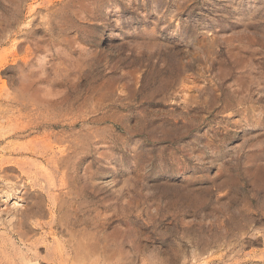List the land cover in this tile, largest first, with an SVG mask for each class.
Masks as SVG:
<instances>
[{
	"label": "rangeland",
	"instance_id": "374dc122",
	"mask_svg": "<svg viewBox=\"0 0 264 264\" xmlns=\"http://www.w3.org/2000/svg\"><path fill=\"white\" fill-rule=\"evenodd\" d=\"M211 83L260 123L216 107L184 126L175 104ZM142 140L146 202L183 185L198 206L139 203ZM0 264H264V0H0Z\"/></svg>",
	"mask_w": 264,
	"mask_h": 264
},
{
	"label": "bare ground",
	"instance_id": "6f19581e",
	"mask_svg": "<svg viewBox=\"0 0 264 264\" xmlns=\"http://www.w3.org/2000/svg\"><path fill=\"white\" fill-rule=\"evenodd\" d=\"M83 3V2H82ZM90 4V3H89ZM91 5V4H90ZM89 5V6H90ZM74 8V7H73ZM87 8V7H86ZM67 9V8H66ZM85 9V8H84ZM90 9V8H89ZM87 10V9H86ZM102 10V9H101ZM70 11V10H69ZM59 12V11H58ZM63 12V11H61ZM86 12V11H85ZM70 13V12H69ZM68 13V14H69ZM67 14V13H66ZM88 14V13H87ZM90 14V13H89ZM60 15V14H59ZM63 15V14H62ZM65 15V14H64ZM77 15V14H76ZM79 15V14H78ZM75 16V15H74ZM53 17V16H52ZM76 17V16H75ZM89 17V16H88ZM104 17V16H103ZM59 18V17H58ZM66 19V17H64ZM61 19V18H60ZM69 19V17H68ZM76 19V18H74ZM83 19V18H82ZM63 20V19H62ZM71 20V19H70ZM77 20V19H76ZM67 20H65L66 23ZM73 21V20H72ZM78 22V21H77ZM83 22V21H82ZM71 23V22H69ZM84 23V22H83ZM91 23V22H90ZM89 24V23H88ZM71 25V24H70ZM93 25V24H92ZM77 26V23H76ZM88 26V25H87ZM86 26V27H87ZM103 27V26H102ZM59 28V27H58ZM84 28V27H83ZM93 28V27H92ZM77 29V28H76ZM78 30V29H77ZM70 32V31H69ZM99 32V31H98ZM56 35V34H55ZM60 35V34H59ZM84 37V36H82ZM93 37V36H92ZM81 38V37H80ZM60 39V37H59ZM76 40V39H75ZM49 41V40H47ZM60 41H65V40H60ZM67 41V39H66ZM46 43V42H45ZM53 43V42H52ZM80 44V42H78ZM66 44V43H64ZM75 44V43H74ZM73 44V45H74ZM82 44V43H81ZM52 45V44H51ZM56 45V43H55ZM58 46V45H57ZM56 46V47H57ZM87 46V45H86ZM37 46H35L36 48ZM68 47V46H67ZM40 48V47H39ZM52 48V47H51ZM66 47H62L59 49V56H61L63 59H69L71 58V54L68 51V49H65ZM35 50V49H34ZM37 51V50H35ZM28 52V51H27ZM26 53V52H25ZM81 53V52H80ZM38 54V53H37ZM41 54V53H40ZM79 55V54H78ZM92 56V55H90ZM95 56V55H94ZM26 57V56H25ZM78 57V56H77ZM57 58V56H56ZM75 59V58H74ZM77 59V58H76ZM89 59V58H88ZM94 59V58H93ZM193 59V58H192ZM86 60V59H85ZM23 61V60H22ZM75 61V60H74ZM73 61V62H74ZM44 61L42 59H37L36 63L40 64L43 63ZM81 62V61H80ZM85 62V61H84ZM93 62V61H92ZM95 62V61H94ZM100 62V61H99ZM67 63V62H66ZM76 63V62H75ZM30 64V63H29ZM65 65V64H64ZM78 65V64H77ZM73 66V65H72ZM76 66V65H74ZM73 66V67H74ZM69 67V66H68ZM45 68V67H44ZM66 68V67H65ZM69 70V69H68ZM74 70V69H73ZM187 68L184 63L181 62L179 58L174 57L173 58V64L169 68V74L166 79H162L160 83L157 85H153L151 90H154L155 92H158L159 94L164 95L167 92H170L171 90H180L183 91V76L184 72H186ZM45 72V71H44ZM38 74V73H37ZM37 77V76H36ZM68 82V81H67ZM148 83V82H147ZM206 85V84H205ZM81 88V87H80ZM182 88V89H181ZM141 89H145V85H141ZM197 90H207L210 92V95L206 99H200V97H189L188 100H185L181 104H175V107H182L184 111L182 112V116L180 118L181 123H184V126H190V122L192 120L189 118V114L191 111H200V112H205V113H211L216 107L220 108L222 113L227 112L228 117L227 119L229 120L231 117L239 116L241 118V123L245 126L251 125V123H260L259 119V113H254L255 108L252 106V104H249L247 102H244L242 98H239V101L233 103H224L223 105L218 107L217 104V99L216 98V92L220 91L221 89L214 85V84H209L206 85L202 88L201 87H196ZM157 93V94H158ZM168 94V93H167ZM141 102H144L145 100L149 99L145 94H141ZM165 96V95H164ZM172 97V96H171ZM186 98V97H185ZM199 99V100H198ZM70 106V105H69ZM141 108L143 107L142 105L140 106ZM51 108V107H50ZM258 111V110H256ZM90 121V120H89ZM60 125V124H59ZM42 129V128H41ZM188 132L191 131L190 128H186ZM183 134V133H182ZM188 135V134H187ZM14 136V135H13ZM218 133L215 132L212 134L210 137H206V135L202 136V139L205 141L202 149H209L213 147L214 142L217 140ZM206 137V138H205ZM163 139V138H162ZM226 140H232V138H228L226 136L225 138L222 139L223 142H226ZM144 141L142 140L140 144V150H139V156L137 160V168H138V173H139V182H140V187L137 193L139 203L141 205L147 206L150 210L152 209L153 206L156 208L152 209L155 212H158L161 210L162 207H167L168 209L176 208L179 210L183 209H190V208H195L198 206L199 203H201L202 200L195 194L194 190L187 189L186 186L183 185H177L173 187L174 190V195L171 198H168V196H159L156 199H153L152 201L146 202V197L147 194L145 193V176H146V169H147V164H146V157H147V152L144 150ZM196 143V142H195ZM218 153L220 152L219 149ZM197 151V155H194L196 159H201L203 157L204 151L200 150V148L197 146V144L193 143V152ZM192 152V153H193ZM163 166L167 171L171 172V175H178V176H184L185 174V165H182V162L179 157H176L175 155L168 156L167 159L163 160ZM217 167V166H216ZM166 172V171H165ZM229 212V211H228ZM244 213V212H243Z\"/></svg>",
	"mask_w": 264,
	"mask_h": 264
}]
</instances>
